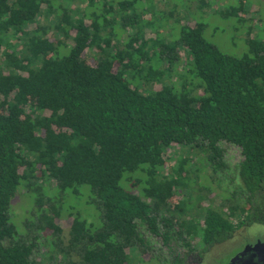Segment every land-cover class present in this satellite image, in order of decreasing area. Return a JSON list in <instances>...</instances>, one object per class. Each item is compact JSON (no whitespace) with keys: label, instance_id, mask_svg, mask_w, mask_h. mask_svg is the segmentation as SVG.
<instances>
[{"label":"trees","instance_id":"1","mask_svg":"<svg viewBox=\"0 0 264 264\" xmlns=\"http://www.w3.org/2000/svg\"><path fill=\"white\" fill-rule=\"evenodd\" d=\"M67 1L0 0V264H36L37 233L62 242L65 211L69 244L49 248L45 264L70 253L77 256L70 264H190L196 244L203 255L242 225L264 222L260 27L246 25L237 5L224 13L245 30V51L235 55L207 39L205 23L194 18L167 37H145L140 0H99L100 10L76 18ZM181 1L174 4L192 2ZM120 20L135 29L127 39L115 30ZM179 48L198 83L178 87L172 79ZM138 80L162 84L145 88ZM225 142L241 148L233 167ZM174 144L188 155L166 171ZM195 153L213 180H227L219 198L189 168ZM183 189L188 196L171 205ZM21 191L30 201L24 230L11 217ZM144 229L167 254L150 251Z\"/></svg>","mask_w":264,"mask_h":264},{"label":"rangeland","instance_id":"2","mask_svg":"<svg viewBox=\"0 0 264 264\" xmlns=\"http://www.w3.org/2000/svg\"><path fill=\"white\" fill-rule=\"evenodd\" d=\"M95 1V0H94ZM142 3V9L143 10V18L144 20L139 22V25L142 27V31L145 37L147 38H154L155 35L160 37H167L171 31L172 28L176 25H179L177 23H183L188 22L187 19L194 18L197 21L203 22L206 25L205 29V37L209 39L211 42H213L221 51L227 52L230 54L240 55L242 54L244 49V44L241 42V34L245 32L243 29L237 28L238 25H236V19L232 16H226L224 15L225 12L231 10V7L234 5H237L241 8L244 12V18L246 25L253 26L254 28L260 27L259 29L256 28L254 31V36L257 38L258 36L264 37V25L260 26L258 25V21L261 19L264 20V0H206L203 5L198 4L197 0H192L190 2L191 4L184 6V8L181 5L174 4L177 2L182 3L181 0H140ZM66 6H71L74 10H72L73 17L76 18L80 15H82L87 10L92 9H98L100 10L102 4L98 0L94 6L89 4V0H68L65 2ZM238 7V8H239ZM140 8V7H139ZM118 20L120 19L119 14H117ZM173 17H177L182 22L175 23ZM191 20V19H190ZM47 24L54 28L53 31L50 32L51 36H57L55 34V26L53 23H51V20L47 21ZM194 24V23H193ZM175 28H173L174 30ZM115 30L117 33L122 37L127 39L128 36L135 32L134 28H128L126 25H124L123 21H118L115 26ZM258 33V35H257ZM245 36V34H244ZM243 36V37H244ZM168 39V38H167ZM158 49H161L158 47ZM182 48L178 49L177 54L179 55V59L176 63V68L173 71V80L176 82L178 87L183 86V81H192L195 83H198L199 80L193 76V73L187 69L186 64V57L184 56V53L182 52ZM150 51H152L150 49ZM87 61L93 62V59L91 56H86ZM167 65L166 60H161L158 62V66L160 68H165ZM186 71V73H184ZM180 73H183V77H181ZM131 78H136L132 76ZM137 80V79H136ZM166 82H171L169 78H165ZM138 84L140 87L150 88L153 86V88H158L162 84L161 81L158 83L149 84L145 81L138 80ZM195 93H202L201 88H196ZM223 147L225 148V159L229 165L232 167L236 165L237 162H239L243 156L241 152V148L239 146H236L231 143H223ZM178 155H183L184 157H187L188 155V148L182 145L174 144L167 150V166L166 171H169L168 169L173 166V164L176 162V158ZM202 153H195L192 156V161H189V168L192 170L193 173L197 172L198 175V184H206L207 186L210 185V190H207L209 197H214L219 195L220 189H224L225 186L228 185L227 180L223 179L219 174H214L216 178L219 179L220 183L216 180H213V173L211 171V166L208 165V163H201ZM198 169V170H197ZM196 174V173H195ZM196 183V181L194 180ZM197 184V187H199ZM25 191V190H24ZM24 191L19 192L12 200V208L13 212L11 211V217L12 220L16 223L15 220L18 221L20 224V228L22 230L25 229V220L26 218L23 217L28 211V207L30 205V201L27 198L26 192ZM223 192H227L224 190ZM187 197L188 195H185V190L183 189L178 191L176 195L170 200L171 205L174 206V204L178 203L182 197ZM216 198H219L218 196ZM172 206V207H173ZM170 207V208H172ZM83 209V208H82ZM14 213V214H13ZM85 213V212H84ZM68 212H64L62 214L63 217H60L58 219V222L63 227V233H62V242H55V240L52 239V236L48 233L46 236L41 234V232L37 233L35 237V241L37 242V248L35 249L33 253V258L36 261V264H45L43 259L46 257V253L49 248L56 245L55 248L59 245L66 246L69 244V230H70V224L72 221V218L68 217ZM86 214V213H85ZM29 216V215H28ZM21 218V219H20ZM20 219V220H19ZM18 227V224H17ZM19 230V228H18ZM264 230V222L261 224V226L255 227L251 231V233H258ZM262 233V232H261ZM35 234V233H34ZM144 234H146L147 240L150 241V244L152 245L151 252L155 253H163L167 254L166 247H163V249L160 248L159 240L157 237L150 234L149 231L144 229ZM262 235H264L262 233ZM33 236V235H32ZM199 240V239H198ZM239 239H236L238 241ZM197 242V241H196ZM195 242V243H196ZM235 242V241H234ZM43 243L45 245H43ZM199 244V243H198ZM196 244V250H194L192 253L188 255V261L190 264H224L230 256H233L234 252L238 249L235 248V246L238 244H233L232 246H229L231 244L230 241L224 242L221 245L217 247V249H211L208 252H204L202 255V259L199 260L197 257V254L200 252L201 246ZM235 248V249H233ZM186 250L183 246L181 247V251ZM77 258V256L74 253H70L69 257L67 259L64 258V256L61 255V257H58V262L55 264H70L71 261H74ZM159 264V263H158Z\"/></svg>","mask_w":264,"mask_h":264},{"label":"flooded vegetation","instance_id":"3","mask_svg":"<svg viewBox=\"0 0 264 264\" xmlns=\"http://www.w3.org/2000/svg\"><path fill=\"white\" fill-rule=\"evenodd\" d=\"M263 222H255V223H247L242 225L239 229L235 231V233L225 242L230 241L231 244L229 246H232L233 244L238 243L235 248H238L233 256H230L228 260L224 264H228L232 258H234L236 255L239 256V259H237V264L244 263H250V264H264V245L258 249H248L245 250V247L247 245H253L260 242L264 243V230L261 232H258L256 234L251 233L255 227L258 225L261 226ZM236 239H239L236 241ZM235 241V242H234ZM224 242L215 244L212 249H217L219 245H221ZM233 248V249H235ZM197 257L199 260L202 259V254L198 253Z\"/></svg>","mask_w":264,"mask_h":264},{"label":"water","instance_id":"4","mask_svg":"<svg viewBox=\"0 0 264 264\" xmlns=\"http://www.w3.org/2000/svg\"><path fill=\"white\" fill-rule=\"evenodd\" d=\"M263 245H264V243L259 241L256 244L247 245L245 247V250L252 249V248L253 249H258V248L262 247ZM237 259H239V256L238 255H236L234 258H232L228 264H237ZM241 264H244V263L241 262ZM246 264H250V263H246Z\"/></svg>","mask_w":264,"mask_h":264}]
</instances>
